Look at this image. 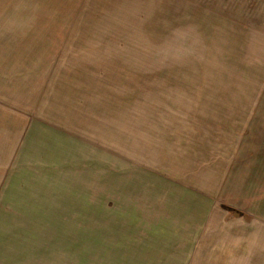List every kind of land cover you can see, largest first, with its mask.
Returning <instances> with one entry per match:
<instances>
[{
	"label": "rangeland",
	"instance_id": "obj_1",
	"mask_svg": "<svg viewBox=\"0 0 264 264\" xmlns=\"http://www.w3.org/2000/svg\"><path fill=\"white\" fill-rule=\"evenodd\" d=\"M256 34L264 0H0V264H119L128 218L195 209L264 264V95L207 126L264 88Z\"/></svg>",
	"mask_w": 264,
	"mask_h": 264
},
{
	"label": "crops",
	"instance_id": "obj_2",
	"mask_svg": "<svg viewBox=\"0 0 264 264\" xmlns=\"http://www.w3.org/2000/svg\"><path fill=\"white\" fill-rule=\"evenodd\" d=\"M257 39L248 42L264 43L263 34H256ZM257 57V56H256ZM263 57V55H261ZM263 76L264 63L260 67ZM264 81V76L263 79ZM263 81L259 83L264 85ZM238 88H234L236 91ZM241 103H233V110L242 111V118L233 119L222 115L219 122L207 126H249L253 125L255 111H259L264 95V88L257 93H251L239 88ZM248 96V97H247ZM222 105V104H221ZM248 111V112H246ZM228 116V117H227ZM241 120V122H231ZM231 123H234L231 125ZM195 126V125H194ZM200 125L197 124V127ZM235 172L232 171L231 174ZM191 207H197L191 204ZM203 210V209H202ZM202 210L200 212H202ZM195 215H165L153 218H140L126 222L139 223L140 226L128 225L126 232L124 261L119 264H262L261 230H242L244 226L231 225L230 219H240L245 216H221L198 214ZM236 223V222H235ZM254 238V239H253ZM113 247V245H112ZM112 255L114 251L112 250Z\"/></svg>",
	"mask_w": 264,
	"mask_h": 264
}]
</instances>
